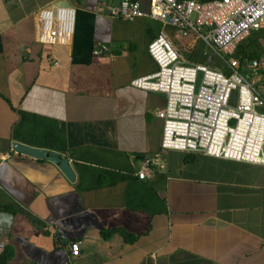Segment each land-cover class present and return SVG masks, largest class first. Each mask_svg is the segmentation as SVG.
<instances>
[{"label": "crops", "instance_id": "1", "mask_svg": "<svg viewBox=\"0 0 264 264\" xmlns=\"http://www.w3.org/2000/svg\"><path fill=\"white\" fill-rule=\"evenodd\" d=\"M62 1L0 0V264H264V164L161 149L166 95L131 85L158 69L148 46L161 23L112 16L121 0H69L70 40L42 44L36 16ZM164 32L184 62L203 64L202 38ZM97 44L109 52L94 55ZM245 55L264 97V70H248L264 58V28ZM15 141L68 157L76 181ZM146 157L153 174L141 179Z\"/></svg>", "mask_w": 264, "mask_h": 264}, {"label": "built area", "instance_id": "2", "mask_svg": "<svg viewBox=\"0 0 264 264\" xmlns=\"http://www.w3.org/2000/svg\"><path fill=\"white\" fill-rule=\"evenodd\" d=\"M66 2L70 4L63 0L37 14L40 43L55 46L70 40L76 8ZM108 9L114 17L129 21L151 18L162 25L148 46L157 71L131 81L135 88L166 95L165 107L158 112L163 120L161 149L264 164V97L234 56L239 44L264 28V0H150L148 11L138 0H121ZM170 26L179 37L195 33L216 53L229 56L230 73L184 62L164 32ZM109 50L107 45L97 44L93 53L102 55ZM248 70L251 75L259 74L264 70V58L251 60ZM152 165L150 157L144 158L139 178L151 176ZM69 248L72 256L80 254V242H72Z\"/></svg>", "mask_w": 264, "mask_h": 264}, {"label": "water", "instance_id": "3", "mask_svg": "<svg viewBox=\"0 0 264 264\" xmlns=\"http://www.w3.org/2000/svg\"><path fill=\"white\" fill-rule=\"evenodd\" d=\"M66 5H70L68 2ZM236 92L232 94V102H235ZM12 150L26 155L38 160L50 161L56 164L59 169L63 172V174L68 178L69 181H76V172L70 163V160L66 156H62V154L55 150H50L48 148L36 147L29 144H25L19 141L13 142L11 146Z\"/></svg>", "mask_w": 264, "mask_h": 264}, {"label": "rangeland", "instance_id": "4", "mask_svg": "<svg viewBox=\"0 0 264 264\" xmlns=\"http://www.w3.org/2000/svg\"><path fill=\"white\" fill-rule=\"evenodd\" d=\"M194 57H195V60H197L200 63H203V64L210 63L211 67L218 68L223 71L227 69V60L230 58L229 56L224 55V54L223 56L219 55L202 40L199 41L196 47ZM254 76L255 74H252L250 75V78Z\"/></svg>", "mask_w": 264, "mask_h": 264}, {"label": "trees", "instance_id": "5", "mask_svg": "<svg viewBox=\"0 0 264 264\" xmlns=\"http://www.w3.org/2000/svg\"><path fill=\"white\" fill-rule=\"evenodd\" d=\"M241 45H242V43L238 45L237 50H236V53H235L234 56H235L237 59H239V61H240L241 63H243L246 59H247V60H250L251 57H250L249 55L240 56ZM224 72H226V73H230V69H229L228 65H227V69L224 70Z\"/></svg>", "mask_w": 264, "mask_h": 264}]
</instances>
